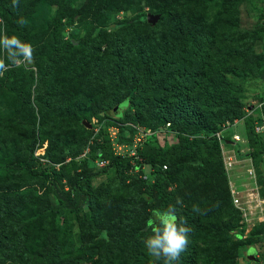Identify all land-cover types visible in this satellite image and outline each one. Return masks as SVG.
<instances>
[{
	"label": "rangeland",
	"instance_id": "obj_1",
	"mask_svg": "<svg viewBox=\"0 0 264 264\" xmlns=\"http://www.w3.org/2000/svg\"><path fill=\"white\" fill-rule=\"evenodd\" d=\"M18 1L17 20L23 19L24 21L22 26L18 24L24 30L25 38L20 37L18 30L11 24L10 19L2 12L3 10L0 11V21H3L2 26L6 27L8 35H16L22 41L33 46L35 49L34 64L27 67L19 65L15 72L9 74L6 71L0 77V164L21 167L24 161L28 160L39 169L49 170L54 168L59 186L67 190L68 193H71L73 181L82 176H88L93 189L91 197L92 221L98 226L108 228L110 237L119 242L126 237L130 230L141 226L145 221V214L149 212L148 207L137 210L138 194L140 191H144V188L138 186L137 181L144 180L146 172L142 168V170L138 169L135 172L117 176L106 165V167H100L95 164L90 166L83 163L87 152L101 144V136L97 133L99 125L102 124L101 122L107 120L103 110L110 108L117 99L111 97L110 89L102 90L103 87L115 83L108 79L114 72L95 83L87 79L91 65L94 63V60H88L89 55L94 51V47L88 46L89 39L85 38L90 30L91 22L89 18L78 19L73 24L65 23L64 18H62L59 26L56 27L55 25L54 20L64 10L77 11L82 3L81 0H51L61 5L58 7L55 6V3L49 4L47 7L44 5L47 11L41 10L38 13H34L35 10L29 9L32 0ZM138 2L139 4L135 3L130 6L129 11L126 13L124 11L113 12L110 17L106 18L103 27L106 28V33L109 35L114 34L121 28L120 22H129L142 15L146 17L147 15L156 16L157 20L153 25L157 22L159 25H161V22H164L163 24L169 23L167 19L166 21L159 19L156 10L153 14L149 13L150 9L144 5V0ZM39 7L37 6L38 9ZM202 7L203 12H206L205 20L208 26L216 23L219 15V25L225 24L226 14L233 15V23L242 32L251 30L264 32V26L260 22L264 18V0H205ZM71 15L74 16V12ZM148 24L153 26L150 23ZM93 26L95 28L91 34L89 33L90 38H93L98 29L101 28L100 25ZM143 26L141 25V27ZM144 29L145 34L141 41L144 42V45L141 54H132V50H130L127 55L133 62L139 60L144 62L141 69L137 71V85L139 84V88L132 97L134 100L133 106L124 111L121 118H109L113 122V126L108 129L109 138H113L110 150L114 155L127 158L134 156L136 143L142 142L145 138L141 133L142 129L150 128L153 130V128L158 127L152 128L153 125L157 124L158 121L156 120H159L157 115L153 117L149 127L143 125L151 115L153 108H160L164 111L174 109V105H176L175 103L173 105H169L167 102L163 103L165 102L164 97L155 96L156 93L153 91L156 86H159L165 80V74L161 76L160 73L162 55L168 51L165 38L168 37L174 41L177 37L174 35L163 37L167 33L166 30L159 31L147 27ZM168 31L171 34V30ZM158 37L162 38L158 39ZM67 41L73 42L70 51L65 54L62 53L59 57L51 58L50 51L53 44H56L58 48H62V45ZM239 46L241 45H236V48H240ZM246 48L249 50H242V58L233 59L235 55L232 57L219 55L209 59V65L213 67H223L230 61L233 72L228 74L220 71L215 73L216 77H211L218 82L221 80L223 85L220 87L221 92L214 93L211 96L213 100L209 99L208 102L214 104L217 101L218 106H226L225 103H228L231 109L230 111L225 110V112L223 109L222 111L217 109L204 110L201 115L213 120L214 123H218L219 126L227 124L228 129L225 136L229 137L230 134H237L242 142L247 143L251 139L244 134V123L249 118L261 120V116L264 115V100L261 96L264 92V37L256 36V39H253L252 43L250 42ZM182 51L185 50L182 49ZM201 58L205 60L204 56H201ZM87 61H89V67ZM227 68L225 67L223 70H227ZM154 71L156 72L155 76L154 73H151ZM188 72L192 77L199 74L197 71ZM243 72L245 73L244 76L241 75ZM148 76L154 84L146 90L142 81L143 77L147 78ZM126 77H129L128 74H124V78ZM130 87V83L126 82L125 93ZM200 89L201 86H198L196 89L189 90V94H186L187 105L197 106L196 102H198V105L202 104L204 96H200V100L196 99ZM59 90L60 92L56 94ZM145 90L146 92L141 95ZM51 94L54 96L52 99L50 98ZM220 94H227L228 101L226 99L221 101ZM231 95H233L232 100L230 99ZM131 118H135L134 123L130 120ZM221 118H225L223 122H221ZM158 123H160V120ZM30 133L34 134L35 140L31 154L28 152V148L32 144ZM116 139L129 140V143H116ZM242 142L241 144L231 142L229 145V149L235 155V159L234 157L230 159L229 170L224 171L226 163L221 159L222 162L220 163L223 168L221 182L224 179L226 187H222V189L217 187L219 192L216 188L215 191L212 187L206 188L201 193V199L196 200L195 205L197 206L200 201L202 203L201 210H207L206 214H213L215 209L223 205L220 213L212 215V217L220 219L218 218L221 217L219 214L225 216L224 210L227 213L231 211L230 206L226 208V203L223 202L227 192L229 197H231V194H236L233 196L240 199V206L244 207V203H247L249 208L245 211L246 215H244L240 210L235 209L231 201V208L236 210L238 214L234 215V219L231 214L223 220L221 219L226 221L231 217L229 221L234 220V226L229 227L230 230L225 232L224 235L223 240L228 243L226 248L221 247L222 240L216 243L202 236L199 243L195 244V248L190 251V253L195 254L197 262L201 256L208 255L213 262L215 260L214 264H264V243L261 245L258 242L256 243V248L259 251L258 254L253 255L249 254L250 247L246 245L245 239L249 236L258 238L264 229L263 214L258 212L259 208L255 199L257 194L262 198L259 191L264 184H258L256 177L257 174L263 177L264 153L262 154L263 164H259L256 169H253L249 159L250 156L247 155V152L251 150L247 148L249 144L245 145ZM158 143L155 142L156 145ZM248 147L251 148V144ZM236 149L242 157L236 155ZM222 150L226 158L227 154L225 152L227 151L224 148ZM220 163L218 162L216 167ZM248 169L252 171L250 180L247 176ZM0 204L1 207L7 206L8 212L13 211V206H25L35 212L38 210L42 212L43 209L53 205L54 200L49 191V186L43 181L30 182L24 176L11 174L7 178L0 179ZM22 210L28 216L32 215L26 212L25 208ZM3 212L1 210V213ZM184 212L185 217H193V212L190 209H186ZM21 219L23 223L30 222L22 217ZM37 219V221L30 222L27 225L28 230L26 233L29 234L30 232L32 237L26 241L22 238L24 242L21 246L25 250H22L19 245L11 248L7 247L8 251L5 252L1 247L0 264H42L41 258L32 262L28 257L24 258V255L33 250L47 249L51 243L49 240H53L60 233L58 226L61 223L59 220L56 221V218L46 215L42 218L37 217ZM63 222L62 225L68 226L69 231L64 232V236L56 245L55 264H71L69 252L72 245L66 244L68 240L76 245L78 244V236L93 234L90 222L83 214ZM7 225L8 229H11L9 224ZM14 228L20 229V226ZM39 231L43 237L38 236ZM37 233L38 235L35 236ZM236 234H240L241 238L239 237L238 240L236 237L234 238ZM124 244L126 245V241H124ZM100 246H102V241L88 247L83 245L74 256H81L85 258L87 264H94L93 262L97 259L96 253H100ZM32 254L35 253L32 252ZM38 254L42 255L43 253L40 251ZM235 254H238V256ZM252 256L253 259H250ZM19 259H22L23 262H18ZM151 261L152 259H150V263ZM153 264H162V261H157V263L153 261Z\"/></svg>",
	"mask_w": 264,
	"mask_h": 264
},
{
	"label": "trees",
	"instance_id": "obj_2",
	"mask_svg": "<svg viewBox=\"0 0 264 264\" xmlns=\"http://www.w3.org/2000/svg\"><path fill=\"white\" fill-rule=\"evenodd\" d=\"M81 1L79 9L72 11L74 12V16L71 15V11L64 10L54 20L55 25L58 27L62 18H64L67 24H73L78 19L89 18L91 24L101 26L94 37L90 38L89 33L91 34L95 28V26L90 24L89 33L85 37L89 39L87 45L94 47L93 53L88 57V60L92 59L94 63L91 65L87 79L95 83L97 80H101L106 75L110 76L114 72L108 79L115 83L103 87L102 90L110 89L111 97L117 98L110 108L103 110L107 120L101 122L102 124L99 125L97 133L101 136V144L87 152L83 163L91 166L96 159L105 160L107 162L106 166L110 167L117 176L135 172L138 169L142 170L143 168L146 172V177L144 180L137 181L138 186L144 188V191H140L138 194L137 210L148 207L149 212L145 214V221L141 226L130 230L126 234V237L118 242L110 237L108 228L98 226L92 221L91 197L93 189L88 176H82L73 181L71 193H68L67 190L59 186V180L56 177L54 168H50L49 170L39 169L28 160H25L21 167L0 164V179L7 178L11 174H17L24 176L30 182L43 181L49 186V191L54 200V204L49 208L43 209L42 212L41 210L35 212L25 206H13V211L8 212V207H1L0 204V248L3 247V250L7 252L8 248L21 246L22 242H24L22 238L26 241L32 237L30 232L29 234L26 233L28 230L27 225L30 222L37 221V217L42 218L46 215L56 218V221H60L61 225L58 226L60 233L53 240H49L51 243L47 249H30L35 254H32V252L27 253L24 255V258L28 257L32 262L41 258L42 264H55L56 245L64 236V232L69 231L68 226L62 225L63 221L71 220L83 214L87 221L90 222L93 234L78 236V244L76 245H73L70 240L67 241L66 244L72 245L69 252L71 264H87L85 258L81 256L75 257V253L83 245L88 247L100 241H102V246L99 247L100 253H96L97 259L93 262L94 264H153V258L148 255L143 244V240L151 234L147 228V221L151 218L153 209H163L171 204L175 205L178 209V217L185 219L187 225L191 228L187 251L181 253L178 264H214L215 260L213 262L208 255L201 256L197 262L195 254L190 253V251L195 248V244L199 243V239L202 236L216 243L222 240L221 247L223 246L225 249L228 244L223 240L225 232L230 230L229 227L234 226V220H229L231 217L234 219V215L238 214V212L231 208V197H229L227 192L223 202L226 203V208L230 206L231 211L227 213L224 210L225 216L219 214L221 217L218 218L220 219H216L212 215L220 213L223 205L215 209L213 214H200L192 210L196 200L201 199V193L206 188L212 187L213 191H215L217 187L221 189L222 187H226L225 180L223 179V182H221V177L223 176V168L220 163L223 160L222 154L218 142L214 138V134L220 132L222 126H219L218 123H214L213 120L207 117H203L201 112L204 110L212 111L213 109L220 111L223 109L224 112L225 110L230 111L231 108L228 106V103H225L226 106H218L217 101L214 100L215 103L210 104L208 100H213L211 96L218 91L221 92L220 87L223 85L221 80L218 82L211 77H216L215 73L220 71L229 74L233 72V68L230 66V61L223 67H213L209 65V59L219 55L225 57L235 55L233 59L242 58V50H249L246 48L247 45L250 42L252 43L253 39H256V36L264 37V32L255 30L242 32L233 23V15L226 14L225 24L219 25V15L218 18L216 17V23L208 26L205 20L206 12H203L202 7L205 0H144V5L150 9L149 13L153 14L156 10L159 19H164L165 21L167 19L169 23L163 24L164 22H161V25H159L157 22L155 25L150 26L146 21V16L142 15L129 22H120L119 25L123 27L121 26L114 34L111 33L109 35L106 33V28H103L104 20L110 17L113 12L124 11L126 13L129 11L130 6L135 3L139 4V0ZM18 2L17 0L16 7H13L12 0H0V11L3 10L2 12L10 19L9 21L18 30L20 37L25 38L24 30L17 20L16 10L19 5ZM43 2L47 3L44 4ZM54 3L57 7L61 5L51 0H32L29 4V9L35 10L34 13H38L41 10L47 11L46 7ZM37 6H40L39 9ZM76 15L78 17L75 18ZM141 25L144 26L141 27ZM145 27L148 29L155 28L159 31L166 30L167 33L163 37L172 35L177 37L174 41L168 37L165 38L168 51L162 55L163 60L160 68L161 76L165 74V80L162 84L156 86L153 91L156 93L155 96L164 97L165 102L163 103L167 102L169 105L175 103L176 105H174V109H166L164 111L160 108H153L151 115L143 125L149 127L153 121V117L157 115L160 123H158L159 120H156L158 122L152 128L158 127L153 128V130L150 128L142 129L141 133H143L145 138L142 142L136 143L134 156L127 158L114 155L110 150L113 138H109L108 129L113 126V122L109 118H121L124 115V111L133 106L134 100L132 97L136 93L137 88H139V84L137 85V71L141 69L144 62L142 60L133 62L127 55L130 50H132V54H141L144 45V42L141 41L145 34ZM168 30H171V34ZM161 38L158 37V39ZM72 43L70 41L65 42L63 45L59 43L62 45V48H58L56 44H53L50 51L51 58L59 57L62 53L65 54L70 51ZM236 45L241 46H239L240 48H236ZM182 49L185 51H182ZM227 50L228 52H226ZM201 56H204L205 60ZM87 66L89 67V61H87ZM225 67H228L227 70H223ZM18 68L19 65L11 68L8 73L11 74ZM188 71H197L199 74L196 77H192ZM151 73H154V76L156 74L155 71ZM124 74H128L129 77L124 78ZM241 75L244 76L245 73L243 72ZM149 76L147 78L143 77L142 81L143 87L146 90L154 84L149 80ZM126 82L130 83L131 87L125 93ZM198 86H201V89L196 99L200 100V96H204L205 98L202 97L204 101H202L201 105H198V102H196L197 106L187 105L186 94L188 95L190 89H196ZM59 92L60 90L56 94ZM261 96L264 100V92ZM53 97V94H51L50 98L52 99ZM219 98L221 101L223 99L228 101L227 94H220ZM230 99H233V95H231ZM123 102L126 105L120 107L119 110H115ZM134 119L131 118L130 120L134 123ZM224 119L221 118V122ZM261 123H264V115L261 116V120L249 118L243 125L244 134L248 135L251 139L246 144H251V148L248 147L249 145L247 146V148L251 149L249 150L250 152H247V155L250 156L253 169H256L259 164H263L264 131L261 133L254 131V127ZM30 139L32 144L28 148L29 154H31L35 143L33 133H30ZM228 139L229 137L224 134L222 138L223 142H228ZM115 142L128 144L129 140L116 139ZM155 142H159L158 145H161L158 146ZM229 145H223L227 152L232 151L229 149ZM235 151L238 157H242V155L238 154L237 149ZM218 162L220 165L216 167ZM162 167L165 168L163 169ZM256 178L258 184H263L260 174H257ZM259 192L261 197L264 198V189L262 188ZM177 198L181 199L182 205L176 204ZM201 205L202 203L199 201L197 206L200 209ZM23 208L32 215L28 216L22 210ZM186 209H190L193 212V217H185L184 210ZM1 210L4 212L1 213ZM230 214L232 216L228 220L222 221L223 218ZM21 217L30 222L23 223ZM7 224H9L11 229H8ZM18 225L20 229L14 228ZM37 235L38 233L35 236ZM38 236L43 237L40 231ZM235 237L237 240L239 237L241 238L240 234H236ZM245 239L248 247L256 246L257 242L261 245L264 243V229L258 238L256 236H249ZM124 241H126V245ZM21 247L22 250H25L23 246ZM40 251L43 253L42 255L38 254ZM235 255L238 256V254ZM150 259H152L151 263ZM18 262L21 263L23 261L19 259ZM155 262L157 263V261Z\"/></svg>",
	"mask_w": 264,
	"mask_h": 264
},
{
	"label": "clouds",
	"instance_id": "obj_3",
	"mask_svg": "<svg viewBox=\"0 0 264 264\" xmlns=\"http://www.w3.org/2000/svg\"><path fill=\"white\" fill-rule=\"evenodd\" d=\"M12 5L16 7L17 0H12ZM263 21L264 18L261 21L262 25ZM18 23L22 26L23 19L19 20ZM2 25L3 21H0V53H2L0 54V77L6 71L11 70L12 67L33 65L35 51L30 43L22 41L16 35H8L6 27ZM228 140L224 144H231V142L241 144L242 142L239 137L236 142ZM242 143L246 145V142ZM223 148L225 147L223 146ZM227 154H231V152H227ZM176 204L182 205L180 198H177ZM192 210L200 214H206L207 211L201 210L196 205L193 206ZM177 212L176 206L171 204L163 209L155 208L151 212V218L147 221V228L151 234L143 240V244L154 262L162 261V264H178L181 253L187 251L191 228L187 225L185 219L178 217ZM258 251L256 246H250L249 248V254L255 255L258 254Z\"/></svg>",
	"mask_w": 264,
	"mask_h": 264
},
{
	"label": "built area",
	"instance_id": "obj_4",
	"mask_svg": "<svg viewBox=\"0 0 264 264\" xmlns=\"http://www.w3.org/2000/svg\"><path fill=\"white\" fill-rule=\"evenodd\" d=\"M226 125L225 126H222V129H221L220 132H216L214 134V138L218 142V145H219L220 150H221L220 152H221L222 155L224 154L222 148H223V144L225 143L222 140L223 133H225L227 131V129H228ZM254 131L257 132V133L263 132L264 131V123H261L260 125H256L254 127ZM229 139H230V141L236 142V141H238V136L236 134H231L229 136ZM225 154H227V152H225ZM231 157H234V154L231 153L230 156H229V154H227L226 158H225L224 155L222 157L224 163H226L225 171L229 170L228 168L230 166V159H231ZM94 164L97 165V166L99 165L100 167H103V166H105L107 164V162L105 160H97L96 159L94 161ZM162 168L164 169L165 167H162ZM251 173H252V171L248 169L247 170V176L249 177V180L251 178ZM262 180H263V184H264V174H263ZM262 188L264 189V186ZM233 195H236V194H231V200H232V203L234 204V207L237 210H240L242 212V214L246 215L245 211L249 208L247 206V203H244V207L243 206H240V202H239L240 199L235 198ZM255 199L257 201V207L259 208V211L258 212H260L261 214H263L262 221L264 222V198H260L258 196V194H257Z\"/></svg>",
	"mask_w": 264,
	"mask_h": 264
},
{
	"label": "water",
	"instance_id": "obj_5",
	"mask_svg": "<svg viewBox=\"0 0 264 264\" xmlns=\"http://www.w3.org/2000/svg\"><path fill=\"white\" fill-rule=\"evenodd\" d=\"M156 20H157L156 16L147 15V17H146L147 23H150L151 25H153ZM263 25H264V21H263ZM125 105H126V103L123 102L121 105H119L117 108H115V110L116 109L119 110L120 107L125 106ZM250 259H253V256L250 257Z\"/></svg>",
	"mask_w": 264,
	"mask_h": 264
}]
</instances>
